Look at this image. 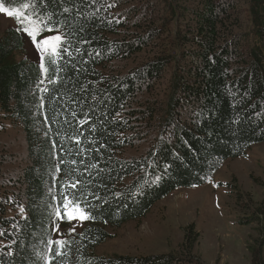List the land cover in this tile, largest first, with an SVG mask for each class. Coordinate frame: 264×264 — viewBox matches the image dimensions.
Returning <instances> with one entry per match:
<instances>
[{
	"label": "trees",
	"instance_id": "obj_1",
	"mask_svg": "<svg viewBox=\"0 0 264 264\" xmlns=\"http://www.w3.org/2000/svg\"><path fill=\"white\" fill-rule=\"evenodd\" d=\"M24 2L0 0L57 29L67 51L55 64L46 57L45 73L41 61L20 58L19 22L0 35V130L15 125L26 144L13 175L0 155V264H47L49 255L51 264H207L193 251L194 224L169 253L93 251L108 229L264 144V0H30L27 10ZM149 137L150 148L130 153ZM228 187L240 224L255 225L250 264H264V196L253 206ZM64 196L92 217L74 231L55 215ZM49 239L66 242L62 256L56 245L48 253Z\"/></svg>",
	"mask_w": 264,
	"mask_h": 264
},
{
	"label": "rangeland",
	"instance_id": "obj_2",
	"mask_svg": "<svg viewBox=\"0 0 264 264\" xmlns=\"http://www.w3.org/2000/svg\"><path fill=\"white\" fill-rule=\"evenodd\" d=\"M17 19L0 13V35L10 27H17ZM59 34L44 33L43 36ZM25 48L21 59L40 63V53L25 34ZM165 85L171 78V66L166 71ZM163 91V89H161ZM159 98L161 96H158ZM153 96L159 111L162 99ZM0 130V155L7 157L4 171L17 173L25 164L26 144L22 131L9 122ZM151 137L138 144L139 154L152 145ZM234 181V182H233ZM236 184L238 190L252 205L264 196V144H255L244 150L242 156L225 160L200 186L177 189L158 201L139 221H129L118 229H108L111 236L95 247V256H149L173 251L181 244L183 229L194 224L199 240L194 254L207 264H250L247 246L257 237L255 225L240 224L244 214L236 204V193H231ZM77 229L80 220L68 221Z\"/></svg>",
	"mask_w": 264,
	"mask_h": 264
},
{
	"label": "snow or ice",
	"instance_id": "obj_3",
	"mask_svg": "<svg viewBox=\"0 0 264 264\" xmlns=\"http://www.w3.org/2000/svg\"><path fill=\"white\" fill-rule=\"evenodd\" d=\"M24 10L32 7L30 0H25L22 5ZM67 11V10H66ZM0 13L6 14L8 17H15L17 21L21 24V30L30 38L31 43L40 53L41 64L40 67L47 72V68L44 67V61L47 57L49 62L52 64L56 63V59L62 54V52L67 51L66 48H62L63 36L61 34H51L43 36L42 34L47 31L48 33L58 32L57 29H53L48 24L44 23L42 19H34L35 13L31 15L27 14L26 11H21L20 8H8L0 3ZM42 91H47L43 89ZM72 188L76 187V183L71 184ZM55 215L58 218H66L68 221L80 220L85 221L92 219L89 213H87L84 208L81 206V203L69 198L67 196L63 197L62 203L55 208ZM74 231V229H72ZM48 244V253L53 252V245H56L55 256H62L63 252L61 251L65 246L66 242L64 240H51L47 241ZM52 257L51 255L47 258V264H51Z\"/></svg>",
	"mask_w": 264,
	"mask_h": 264
}]
</instances>
